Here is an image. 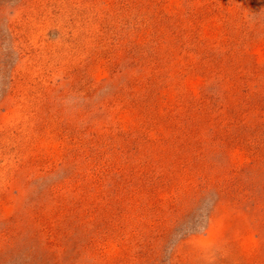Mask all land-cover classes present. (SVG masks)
<instances>
[{"label": "rangeland", "instance_id": "1", "mask_svg": "<svg viewBox=\"0 0 264 264\" xmlns=\"http://www.w3.org/2000/svg\"><path fill=\"white\" fill-rule=\"evenodd\" d=\"M0 264H264V0H0Z\"/></svg>", "mask_w": 264, "mask_h": 264}]
</instances>
